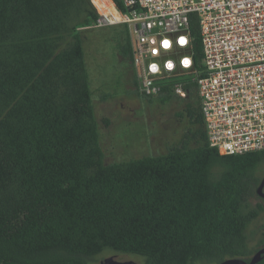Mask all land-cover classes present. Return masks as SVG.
<instances>
[{
  "label": "trees",
  "instance_id": "trees-1",
  "mask_svg": "<svg viewBox=\"0 0 264 264\" xmlns=\"http://www.w3.org/2000/svg\"><path fill=\"white\" fill-rule=\"evenodd\" d=\"M94 5L0 0V264H94L105 252L147 264L249 261L259 250L246 231L263 211L251 200L264 151L210 147L195 84L183 86L180 116L192 128L177 147L104 164L80 30L110 7ZM121 26L114 48L131 68ZM197 32L194 23L196 65ZM158 98L181 99L171 86Z\"/></svg>",
  "mask_w": 264,
  "mask_h": 264
},
{
  "label": "built area",
  "instance_id": "built-area-1",
  "mask_svg": "<svg viewBox=\"0 0 264 264\" xmlns=\"http://www.w3.org/2000/svg\"><path fill=\"white\" fill-rule=\"evenodd\" d=\"M94 27L126 25L135 89L196 86L207 142L222 155L264 151V0H121ZM201 50L194 62L193 25Z\"/></svg>",
  "mask_w": 264,
  "mask_h": 264
},
{
  "label": "rangeland",
  "instance_id": "rangeland-1",
  "mask_svg": "<svg viewBox=\"0 0 264 264\" xmlns=\"http://www.w3.org/2000/svg\"><path fill=\"white\" fill-rule=\"evenodd\" d=\"M102 1L93 0L98 11L107 4ZM106 11L111 12V8ZM121 28V25H112L80 30L84 37L85 60L93 93L91 99L101 134L104 164L166 154L177 147L185 131L192 128L186 118L180 116L185 101H189L186 94H176L181 99L172 98L165 103L158 95L147 99L136 94L132 82L133 69L126 65L114 48L113 37ZM104 120L108 121V125ZM255 175L262 178L264 163ZM251 204H259L263 208L246 231L249 247L260 249L264 247V200L254 197ZM114 255L113 252L102 253L94 264L107 257H114L117 261L127 259L123 255Z\"/></svg>",
  "mask_w": 264,
  "mask_h": 264
},
{
  "label": "water",
  "instance_id": "water-1",
  "mask_svg": "<svg viewBox=\"0 0 264 264\" xmlns=\"http://www.w3.org/2000/svg\"><path fill=\"white\" fill-rule=\"evenodd\" d=\"M263 188H264V178L261 181V183L258 185V187L256 188V195L261 199H264ZM262 255H264V247L260 248L256 253H254L250 257L249 261H246L242 258H229V259H226L220 262L219 264H256L262 259ZM99 264H132V263L131 262H120V261L114 260L113 257H107V258H104L102 261H100Z\"/></svg>",
  "mask_w": 264,
  "mask_h": 264
},
{
  "label": "flooded vegetation",
  "instance_id": "flooded-vegetation-1",
  "mask_svg": "<svg viewBox=\"0 0 264 264\" xmlns=\"http://www.w3.org/2000/svg\"><path fill=\"white\" fill-rule=\"evenodd\" d=\"M263 178H264V175L262 176V178L260 179V181H259V183H258V185L261 183V181L263 180ZM258 185H257V187H258ZM263 191H264V188H263ZM259 198V197H258ZM261 199V198H260ZM264 200V199H263ZM115 255V257H117V256H125V257H127V259H124V260H122V261H120V262H131L132 264H147L146 262H145V260L142 258V257H139V256H131V255H125V254H118V253H114ZM114 258V257H113ZM103 260V259H102ZM102 260H100V261H102ZM99 261V262H100ZM99 264V263H98Z\"/></svg>",
  "mask_w": 264,
  "mask_h": 264
},
{
  "label": "bare ground",
  "instance_id": "bare-ground-1",
  "mask_svg": "<svg viewBox=\"0 0 264 264\" xmlns=\"http://www.w3.org/2000/svg\"><path fill=\"white\" fill-rule=\"evenodd\" d=\"M102 1V0H101ZM104 2H107L106 5H108L110 8H111V12H108V11H102V13H100V15L102 16H105L107 14H110V13H114V11L116 10L115 7L113 6V4L109 1V0H103L102 3L104 4ZM105 5V4H104Z\"/></svg>",
  "mask_w": 264,
  "mask_h": 264
},
{
  "label": "crops",
  "instance_id": "crops-1",
  "mask_svg": "<svg viewBox=\"0 0 264 264\" xmlns=\"http://www.w3.org/2000/svg\"><path fill=\"white\" fill-rule=\"evenodd\" d=\"M131 69V68H130ZM133 74V77H134V72L132 73Z\"/></svg>",
  "mask_w": 264,
  "mask_h": 264
}]
</instances>
